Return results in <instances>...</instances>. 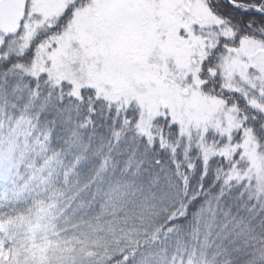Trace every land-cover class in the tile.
Segmentation results:
<instances>
[{"label": "snow or ice", "instance_id": "1", "mask_svg": "<svg viewBox=\"0 0 264 264\" xmlns=\"http://www.w3.org/2000/svg\"><path fill=\"white\" fill-rule=\"evenodd\" d=\"M0 264H264V0H0Z\"/></svg>", "mask_w": 264, "mask_h": 264}]
</instances>
